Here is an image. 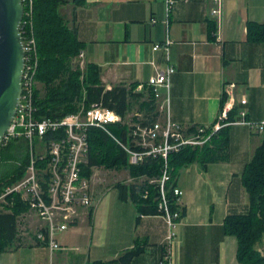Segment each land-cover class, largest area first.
<instances>
[{"label":"crops","instance_id":"obj_1","mask_svg":"<svg viewBox=\"0 0 264 264\" xmlns=\"http://www.w3.org/2000/svg\"><path fill=\"white\" fill-rule=\"evenodd\" d=\"M72 5L69 20L83 44L86 64L100 69L107 89L146 84L158 69L173 65L170 119L185 128L211 126L220 116L228 85L235 84L247 120L264 121V43L248 41V23L264 24V0H224L223 14L212 16V0H178L168 13L167 0H83ZM171 39L169 60L156 44ZM227 96V95H226ZM228 100V97H227ZM227 103V101H226ZM225 103V104H226ZM263 137L239 122L230 126L229 159L194 162L179 170L185 216L178 223L174 257L178 264H238L237 239L226 236L228 215L249 210L241 175ZM25 150H27L26 144ZM119 193L97 198L89 215L57 238L65 250L53 254L32 244L14 246L0 264H93L118 258L142 241L144 252L130 264H157L168 234L164 216H143Z\"/></svg>","mask_w":264,"mask_h":264},{"label":"built area","instance_id":"obj_2","mask_svg":"<svg viewBox=\"0 0 264 264\" xmlns=\"http://www.w3.org/2000/svg\"><path fill=\"white\" fill-rule=\"evenodd\" d=\"M177 2L178 0H167L168 13H171ZM212 3V16L219 19L223 14L224 0H212ZM23 4L21 34L25 67L22 93L16 116L2 144L24 142L29 162L24 177L16 184L6 187L0 196V214L8 212L6 207L10 204L5 198L11 194L19 195L21 201L28 206V211L17 220L15 246L32 244L47 248L52 254L66 249L58 241V234L67 231L83 216L91 213L96 202L97 188L103 185L98 167L91 168L90 175L85 174V168L89 164L90 130H105L110 126L120 125L126 130L127 143L116 141L126 151L130 166L139 167L149 160L163 162V171L159 177L127 175L121 182L134 186L137 190L145 182L160 188L161 201L158 208L165 213L163 216L167 222L168 234L164 240L163 255L157 264H178L174 257V240L181 216L180 212L171 214L169 211L166 185L172 180L170 157L187 148H202L207 145L214 134L230 124L229 116L237 103L247 105V98L243 96L237 102L236 85H228L224 92L228 97L227 103L211 126L185 128L173 123L169 112V91L171 77L176 69L173 65H168L165 69H158L146 84H139L135 89L136 93L145 94L143 101L154 100L155 110L148 112L143 119L134 120L128 114L121 116L101 103L93 104L89 109L82 106L77 113L60 119L40 118L36 105L40 58L34 27V0H23ZM171 43L168 38L164 43L156 44L153 50L164 51L169 60ZM72 65L80 70L86 68L84 51H80L72 60ZM136 116L139 117V114ZM235 122L247 125L253 134L264 137V121H248L246 111L241 110L233 123ZM122 173L126 175L127 168ZM173 193L180 204L182 191L175 187ZM147 196L148 193L145 192L143 198Z\"/></svg>","mask_w":264,"mask_h":264},{"label":"trees","instance_id":"obj_3","mask_svg":"<svg viewBox=\"0 0 264 264\" xmlns=\"http://www.w3.org/2000/svg\"><path fill=\"white\" fill-rule=\"evenodd\" d=\"M83 0H34V27L38 43L40 66L38 81L44 87V93L36 91L38 117L60 119L77 113L82 106L89 109L93 104L101 103L104 107L125 116L132 108L133 101H141L145 94L136 93L137 85L120 84L107 89L102 83L100 69L95 64H87L85 70L76 69L72 60L82 51L83 44L78 38L76 28L62 14L61 9L68 4L81 5ZM248 41L264 43V24L248 23ZM227 101L224 95L221 110ZM142 108L152 112L154 100H144ZM235 109L231 112L228 122L219 132L214 134L210 142L202 148H187L183 152L172 155L169 169L172 180L167 183V200L171 214L180 212L181 219L186 209L177 203L173 188L177 187L179 170L194 162H200L204 168L208 164L229 159L230 126L235 121ZM127 143L126 130L120 125L107 129H91L89 133V164L85 174H91L93 167L129 169L132 176L159 177L163 171V162L149 160L147 163L133 167L128 164V155L117 143ZM129 141V139H128ZM17 141L0 147V195L6 187L20 181L28 165L27 150L16 154ZM242 184L248 193L249 210L243 214L228 215L223 224L226 236L237 239L238 264H264L256 247L264 236V137L261 145L255 150L249 163L241 175ZM119 198L131 201L137 208L136 226L143 216L164 215L159 210L161 201L160 188L145 182L139 190L134 186L118 184ZM147 192V198H143ZM14 203L8 212L0 214V256L15 246L17 240L18 217L28 211V206L17 194L7 196ZM142 241H136L135 246L118 258L108 262L93 264H130L144 252Z\"/></svg>","mask_w":264,"mask_h":264},{"label":"water","instance_id":"obj_4","mask_svg":"<svg viewBox=\"0 0 264 264\" xmlns=\"http://www.w3.org/2000/svg\"><path fill=\"white\" fill-rule=\"evenodd\" d=\"M23 14V0H0V147L16 116L22 93Z\"/></svg>","mask_w":264,"mask_h":264},{"label":"rangeland","instance_id":"obj_5","mask_svg":"<svg viewBox=\"0 0 264 264\" xmlns=\"http://www.w3.org/2000/svg\"><path fill=\"white\" fill-rule=\"evenodd\" d=\"M61 12L67 18V20H70L71 17H72V12H73L72 5H70V6L66 7V8L65 7L62 8ZM38 87H39V90L43 94L44 93V87H43V85L40 82L38 84ZM142 102H143V100H141V101L140 100L139 101H133L132 102V108L127 113L128 114L127 116L129 118L133 117V118H135L134 120H136V119H143L144 117H146L148 112L145 111V109L142 108ZM136 114H139V117L136 116ZM15 146H17V148L14 149L13 152H16V154L19 153L20 150H22V152H25L24 151L25 145L23 144V142H17V144ZM125 168L126 167H122V168H118V169L117 168L98 167V170H99L98 172L101 174V177L103 178V185H99L98 188H97L96 200H97L98 197H100L104 193H107V194L119 193L118 189H117V185L119 184V181H120V184H122L121 180L127 178V175H131L128 168H127L126 175L124 173H122V171L125 170ZM2 193H1V195H2ZM5 199L10 204L6 208H7V210H10V208H12L14 203H10L8 201L7 197ZM177 227H178V225H177ZM177 227H176V234H177ZM177 238H178V236H176V238L174 240L175 244L177 242ZM256 247L258 248V251H259L261 257H264V236H263L261 242H259ZM174 248H175V245H174Z\"/></svg>","mask_w":264,"mask_h":264},{"label":"bare ground","instance_id":"obj_6","mask_svg":"<svg viewBox=\"0 0 264 264\" xmlns=\"http://www.w3.org/2000/svg\"><path fill=\"white\" fill-rule=\"evenodd\" d=\"M37 81H38V79H37ZM38 83H39V81H38Z\"/></svg>","mask_w":264,"mask_h":264}]
</instances>
